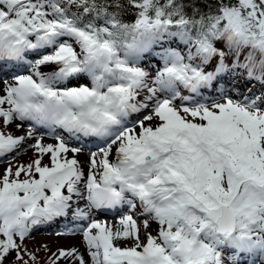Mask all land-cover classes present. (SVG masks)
Returning a JSON list of instances; mask_svg holds the SVG:
<instances>
[{"label":"snow or ice","instance_id":"1","mask_svg":"<svg viewBox=\"0 0 264 264\" xmlns=\"http://www.w3.org/2000/svg\"><path fill=\"white\" fill-rule=\"evenodd\" d=\"M0 78V264H264V0H0Z\"/></svg>","mask_w":264,"mask_h":264},{"label":"bare ground","instance_id":"2","mask_svg":"<svg viewBox=\"0 0 264 264\" xmlns=\"http://www.w3.org/2000/svg\"><path fill=\"white\" fill-rule=\"evenodd\" d=\"M0 79H2V78H0ZM226 79H230V78H226ZM233 85H235V88L236 89L243 90L244 87H245V81H243V80L237 81V80L230 79V83H227L226 84V88H232ZM0 86H2V84H0ZM257 87H258V85H257ZM45 142H47V143H54V141L51 140L50 138H46V141ZM31 155H32L31 149H28L26 152H24L23 154L20 155L21 158H20L19 162L27 163L29 161V158L31 157ZM86 155H87L86 153L81 154L80 159L82 161L85 160L86 159ZM45 161H47V157L45 158ZM99 214L104 215V216H112L111 215L112 213L110 211L105 212V213H99ZM113 214H114L113 216L118 215V213H116V212H113ZM98 216L99 215H97V217ZM110 219H112V218H110ZM99 220L103 221L102 218H99ZM105 222L106 223H110V224H115L117 221H115V222L105 221ZM53 225H55V223ZM41 228H44V229L42 231H41V229L36 230L37 233L42 232L40 235H38L36 237V239H38L42 243H47L52 248H56L58 246H62V247H72V246H75V247L81 248V251H83V248L81 247V237L79 235L57 236L56 234H53V233H50L49 232V231H51L53 229L55 231H57V230L63 231L64 230V225H63V228H59L58 226L51 227V226H46V225L45 226H41Z\"/></svg>","mask_w":264,"mask_h":264},{"label":"rangeland","instance_id":"3","mask_svg":"<svg viewBox=\"0 0 264 264\" xmlns=\"http://www.w3.org/2000/svg\"><path fill=\"white\" fill-rule=\"evenodd\" d=\"M218 87H226V85L224 84V83H222L221 85H219ZM20 156L19 157H17V160L19 161L20 160ZM8 165L6 164V163H4V162H0V172H2L6 167H7ZM118 218L119 217H116V218H112V219H105V218H102V220L105 222V221H109V222H115V221H117L118 220ZM154 227H155V225H154ZM46 228V227H45ZM44 228H41V231L43 230ZM50 232H53L52 230L50 231ZM42 232H40V233H33L32 234V239H30V240H28V241H26V243H27V245L31 248V247H38L42 242L41 241H39L38 239H36V237L38 236V235H40ZM40 257L42 258L43 257V252H41L40 254ZM41 264H43V259H41Z\"/></svg>","mask_w":264,"mask_h":264},{"label":"trees","instance_id":"4","mask_svg":"<svg viewBox=\"0 0 264 264\" xmlns=\"http://www.w3.org/2000/svg\"><path fill=\"white\" fill-rule=\"evenodd\" d=\"M129 19H131V17H129Z\"/></svg>","mask_w":264,"mask_h":264}]
</instances>
